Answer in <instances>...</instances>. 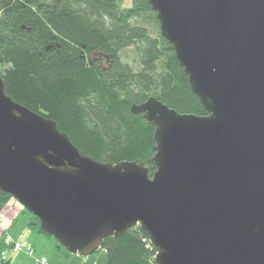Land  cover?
<instances>
[{
  "label": "water",
  "instance_id": "95a60500",
  "mask_svg": "<svg viewBox=\"0 0 264 264\" xmlns=\"http://www.w3.org/2000/svg\"><path fill=\"white\" fill-rule=\"evenodd\" d=\"M146 1L208 114L131 107L155 129L150 176L82 155L0 74V191L84 257L138 226L157 264H264V0Z\"/></svg>",
  "mask_w": 264,
  "mask_h": 264
},
{
  "label": "trees",
  "instance_id": "16d2710c",
  "mask_svg": "<svg viewBox=\"0 0 264 264\" xmlns=\"http://www.w3.org/2000/svg\"><path fill=\"white\" fill-rule=\"evenodd\" d=\"M123 1L0 0V74L14 101L56 121L82 155L142 162L152 176L155 129L131 107L154 96L182 114L208 113L148 2ZM12 202L21 207L0 191L3 216ZM28 227L48 235L35 216ZM145 240L135 226L99 250L106 264H157L158 249Z\"/></svg>",
  "mask_w": 264,
  "mask_h": 264
},
{
  "label": "rangeland",
  "instance_id": "374dc122",
  "mask_svg": "<svg viewBox=\"0 0 264 264\" xmlns=\"http://www.w3.org/2000/svg\"><path fill=\"white\" fill-rule=\"evenodd\" d=\"M132 5V0H124L123 7H130ZM128 56L132 57L133 52L127 51L123 53V58L126 62H130L133 58L129 59ZM103 60V58H102ZM20 210L18 214V219L15 221L14 227L10 229V235L18 236L21 238V235H30L28 230V223L31 218L34 217L28 210L21 209L19 206L13 202V210ZM28 227V228H27ZM39 238L36 239L34 247L36 249V254L34 257H31L27 252L23 251L20 253H13L12 250H8L3 243V240L0 241V263H2V251L6 250L8 253V260L10 264H38L36 260L40 257L45 256L48 259V264H106L107 256L104 251L98 250L95 254L84 257L80 254H74L68 251L61 243L54 237L46 235L44 233L38 232ZM21 234V235H20ZM24 240V238H21Z\"/></svg>",
  "mask_w": 264,
  "mask_h": 264
},
{
  "label": "crops",
  "instance_id": "0c3cea01",
  "mask_svg": "<svg viewBox=\"0 0 264 264\" xmlns=\"http://www.w3.org/2000/svg\"><path fill=\"white\" fill-rule=\"evenodd\" d=\"M20 210H14V211H10L8 209H6L4 211V222L3 225H0V240H3L6 237H9L12 241H22V242H26V243H31L34 246V243L36 241L37 238H39V234H37V232L35 230H32L29 227V231H30V235H25V237L23 235H21V238H24V240H22L21 238L19 239L18 236H12V234L10 235L9 231L11 228L14 227L15 221L18 219V214H19ZM28 228V227H27ZM3 235V236H2ZM1 264V263H0Z\"/></svg>",
  "mask_w": 264,
  "mask_h": 264
},
{
  "label": "built area",
  "instance_id": "2783aa9c",
  "mask_svg": "<svg viewBox=\"0 0 264 264\" xmlns=\"http://www.w3.org/2000/svg\"><path fill=\"white\" fill-rule=\"evenodd\" d=\"M15 200V199H14ZM16 201V200H15ZM17 202V201H16ZM18 203V202H17ZM19 204V203H18ZM9 210H13V202L9 205ZM4 222V216L0 213V225H3ZM151 240V239H150ZM148 242V245H151V242L148 240H145ZM5 245L6 248L9 250H12L13 253H20V252H27V254L31 257H34L36 254V249L31 243H26L22 241H12L9 237L5 239ZM2 257L4 258V255H8L7 251H3L1 253ZM5 260H2L4 262ZM38 264H48V259L44 256L40 257L38 260H36Z\"/></svg>",
  "mask_w": 264,
  "mask_h": 264
},
{
  "label": "bare ground",
  "instance_id": "6f19581e",
  "mask_svg": "<svg viewBox=\"0 0 264 264\" xmlns=\"http://www.w3.org/2000/svg\"><path fill=\"white\" fill-rule=\"evenodd\" d=\"M2 256V255H1ZM1 260H5L4 262H2L1 264H6V262H8V255H4V258L2 257Z\"/></svg>",
  "mask_w": 264,
  "mask_h": 264
}]
</instances>
